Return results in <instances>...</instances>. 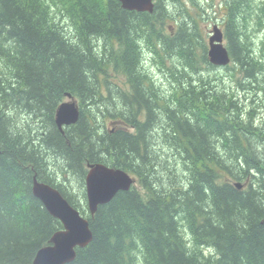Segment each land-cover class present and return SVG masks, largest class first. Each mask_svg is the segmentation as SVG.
<instances>
[{
    "label": "trees",
    "instance_id": "obj_1",
    "mask_svg": "<svg viewBox=\"0 0 264 264\" xmlns=\"http://www.w3.org/2000/svg\"><path fill=\"white\" fill-rule=\"evenodd\" d=\"M68 93L80 118L61 130ZM98 162L137 182L91 214ZM35 176L89 220L68 264H264V0H0V264H32L63 228Z\"/></svg>",
    "mask_w": 264,
    "mask_h": 264
},
{
    "label": "water",
    "instance_id": "obj_2",
    "mask_svg": "<svg viewBox=\"0 0 264 264\" xmlns=\"http://www.w3.org/2000/svg\"><path fill=\"white\" fill-rule=\"evenodd\" d=\"M125 9L153 12L155 0H120ZM209 60L218 66H226L231 62V55L224 43V32L218 24L213 25L209 37ZM71 100L60 104L56 113L59 128L76 123L80 118L78 102L68 93ZM86 176V192L88 207L94 214L99 205L111 201L121 190H129L136 181L129 172L101 162L89 163ZM241 188L242 185L237 183ZM33 193L59 218L64 228L52 236L50 243L41 247L32 264H68L77 255V247H85L93 240V232L89 220L74 207L56 187L34 177Z\"/></svg>",
    "mask_w": 264,
    "mask_h": 264
},
{
    "label": "rangeland",
    "instance_id": "obj_3",
    "mask_svg": "<svg viewBox=\"0 0 264 264\" xmlns=\"http://www.w3.org/2000/svg\"><path fill=\"white\" fill-rule=\"evenodd\" d=\"M200 2L202 3H211V2H213L214 3V6H215V8H217V6H219L220 4H221V0H200ZM210 12H211V18L208 20V22L210 23V25H207V24H204V26L207 28V30H208V34H207V41H208V39H209V35H210V32H211V30H212V27H213V25L215 24V23H219V25L221 26V20H220V15H215L216 14V12H214V11H211L210 10ZM222 27V26H221ZM154 70V69H153ZM155 72H157L158 73V71H156V70H154ZM211 73H218L219 75H224V77L226 78V80H227V85H228V87L229 86H231V87H235L236 86V81H235V79L234 78H232V76H228V75H226V70H224V69H217V70H212V71H210ZM228 73V72H227ZM159 74H157V76H158ZM238 92H239V94L241 95V96H245V95H247V97H249V98H252V97H254V95H252V93H249V91H243V90H241L240 88H238ZM67 100H69L68 98H67Z\"/></svg>",
    "mask_w": 264,
    "mask_h": 264
}]
</instances>
